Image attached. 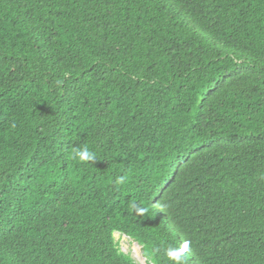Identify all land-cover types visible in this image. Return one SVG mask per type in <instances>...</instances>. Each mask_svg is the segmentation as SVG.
<instances>
[{"label":"trees","instance_id":"obj_1","mask_svg":"<svg viewBox=\"0 0 264 264\" xmlns=\"http://www.w3.org/2000/svg\"><path fill=\"white\" fill-rule=\"evenodd\" d=\"M115 233L264 264V0H0V264H137Z\"/></svg>","mask_w":264,"mask_h":264},{"label":"clouds","instance_id":"obj_2","mask_svg":"<svg viewBox=\"0 0 264 264\" xmlns=\"http://www.w3.org/2000/svg\"><path fill=\"white\" fill-rule=\"evenodd\" d=\"M73 159L78 160L81 164L95 163L97 156L94 151H91L87 146L74 150ZM138 215H143L147 212L146 208L133 207ZM190 249V241L185 240L179 247L168 246L165 249V256L171 264H187V254ZM151 256V253H148Z\"/></svg>","mask_w":264,"mask_h":264},{"label":"rangeland","instance_id":"obj_3","mask_svg":"<svg viewBox=\"0 0 264 264\" xmlns=\"http://www.w3.org/2000/svg\"><path fill=\"white\" fill-rule=\"evenodd\" d=\"M115 239L119 249L131 255L137 264H149L137 242L121 233H115Z\"/></svg>","mask_w":264,"mask_h":264}]
</instances>
